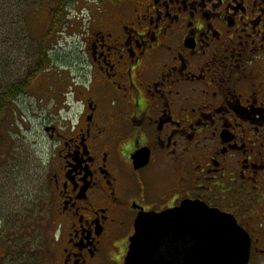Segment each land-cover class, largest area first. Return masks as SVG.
I'll return each instance as SVG.
<instances>
[{
  "label": "flooded vegetation",
  "instance_id": "af4514ba",
  "mask_svg": "<svg viewBox=\"0 0 264 264\" xmlns=\"http://www.w3.org/2000/svg\"><path fill=\"white\" fill-rule=\"evenodd\" d=\"M32 2L24 78L1 59L0 255L126 264L139 221L198 201L264 264V0Z\"/></svg>",
  "mask_w": 264,
  "mask_h": 264
},
{
  "label": "water",
  "instance_id": "95a60500",
  "mask_svg": "<svg viewBox=\"0 0 264 264\" xmlns=\"http://www.w3.org/2000/svg\"><path fill=\"white\" fill-rule=\"evenodd\" d=\"M250 247L234 217L186 201L137 223L126 264H248Z\"/></svg>",
  "mask_w": 264,
  "mask_h": 264
},
{
  "label": "rangeland",
  "instance_id": "374dc122",
  "mask_svg": "<svg viewBox=\"0 0 264 264\" xmlns=\"http://www.w3.org/2000/svg\"><path fill=\"white\" fill-rule=\"evenodd\" d=\"M33 0H0V67H1V59L6 52L9 51V47L13 48L15 51L18 45V55L16 57L19 59L18 67L16 70L19 74V78H24L27 69L30 68L32 60H33V45L31 41V36L33 35L32 32L34 31V24H33V12L30 10L26 13L30 8H33ZM79 7H77L78 9ZM31 35V36H30ZM14 43H16L14 45ZM1 72V70H0ZM35 98L30 94L27 93L22 97V102L20 103V110L18 115L21 118V115L24 118L32 119L34 125V132H32L33 136L37 138L38 141L37 147L34 148V155L39 159L42 160L46 158V141L45 137L39 135L37 137L35 134L37 133V125L36 121L30 117V110L27 106L30 104H34ZM16 122V119L14 118ZM20 122V121H19ZM22 125L21 122L19 124ZM12 127L5 130L2 136L8 138V135H11ZM23 235V243L26 244L27 239L30 236L24 232ZM33 247L27 246L23 247V251L31 249ZM23 252V254H25ZM29 258L31 256V251L29 250ZM31 260V259H30ZM15 261L10 258H3L0 255V264H14Z\"/></svg>",
  "mask_w": 264,
  "mask_h": 264
}]
</instances>
